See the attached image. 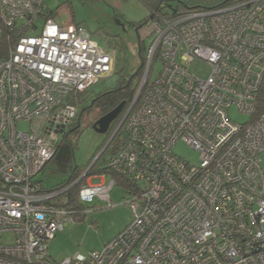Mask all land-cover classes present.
Listing matches in <instances>:
<instances>
[{
	"label": "built area",
	"instance_id": "1",
	"mask_svg": "<svg viewBox=\"0 0 264 264\" xmlns=\"http://www.w3.org/2000/svg\"><path fill=\"white\" fill-rule=\"evenodd\" d=\"M47 11L46 0H0V24L28 29L0 55V264H264V0L147 22L151 43L120 146L103 181L91 175L78 192L81 204L110 205L116 174L133 219L102 249L60 262L48 242L78 219L55 201L70 185L47 190L37 176L76 122L82 93L113 75L117 53L56 15L32 34ZM193 61L209 73L191 72ZM232 107L249 120L234 121ZM181 140L197 163L174 151Z\"/></svg>",
	"mask_w": 264,
	"mask_h": 264
},
{
	"label": "rangeland",
	"instance_id": "2",
	"mask_svg": "<svg viewBox=\"0 0 264 264\" xmlns=\"http://www.w3.org/2000/svg\"><path fill=\"white\" fill-rule=\"evenodd\" d=\"M159 1L46 0L49 11L57 12V22H76L84 25L103 48L116 51L118 63L116 74L113 73L112 76L101 79L79 97L77 128H74V131L71 130L68 137L59 143V149L55 156L37 176L46 189H53L65 182L77 167L86 168L100 154L102 157L97 166L104 164L110 158L114 148V144H112L106 149L111 138L110 130L107 133H100L94 129L92 121L100 118L101 107L96 105L90 108V96L97 95L105 88L112 86L120 72L131 78L141 67L142 60L151 43V37L144 38L146 21L151 17L152 9ZM185 1L190 3V0ZM178 2L176 0L169 1L173 7L178 6ZM180 6H184V4H180ZM36 22L38 27L32 31V34L37 35L41 32L45 20L40 18ZM142 22H145L144 25L138 28L139 23ZM1 37L0 31V39ZM159 69L160 63L157 64L153 76L157 75ZM189 70L203 77L209 73L210 68L203 62L193 61L189 65ZM131 82L132 85L136 84L138 76L135 75ZM230 114L237 122L249 120L248 115L239 112L235 107L231 108ZM21 127H28V124L21 123ZM174 151L193 163L198 162L199 153L182 140L176 143ZM96 174L98 175H92L89 179L94 185L101 183L103 181L101 176H104L101 172ZM82 175L78 181L83 178L86 183L88 177H85L86 174ZM110 178L111 174L105 173V179L109 180ZM111 195L110 205L98 200L91 204L82 203L74 210L78 214L77 221L75 223L66 222L64 230L58 232L56 237L48 242L51 260L60 262L67 257H72L77 252L88 254L93 250L102 249L106 243L131 223L133 213L129 204L125 203L124 188L121 185L116 186ZM55 201H61L65 207L68 198L65 194H61ZM3 237L4 241L8 242L13 238V235L6 233Z\"/></svg>",
	"mask_w": 264,
	"mask_h": 264
},
{
	"label": "trees",
	"instance_id": "3",
	"mask_svg": "<svg viewBox=\"0 0 264 264\" xmlns=\"http://www.w3.org/2000/svg\"><path fill=\"white\" fill-rule=\"evenodd\" d=\"M169 1H171V0H160L158 2V4L155 7H153L152 15L149 18V20L151 18L155 17L157 14H167V13H173V12L176 13V12H180V11L187 12V11H192V10H197V9H202V8H209V7H222V6H228V5H232V4L241 3V2L246 1V0H190V3L186 2L185 0H176V1H179L178 2L179 5L174 6V7H173V4L169 3ZM180 4H184V6H180ZM55 14H56L55 11L52 12V11L48 10L47 13H45V15L42 16V18L45 20L48 17L55 16ZM149 20L146 21V25H147V22ZM144 23L145 22L139 23L138 28L143 26ZM78 24H80V23H78ZM22 25L23 24H21V23H17L13 27L12 26L11 27H4L3 25L0 24V27L2 30V31L0 30L2 33V37L0 39V55L6 54L7 46L14 39H17L22 34L28 33V29L23 27ZM37 27H38V25H37ZM117 66H118V63L116 61L114 74L117 73V71H116ZM142 74H143V66L138 69L137 74H136V76H138V82L136 84L132 85V82L129 83L130 77L125 76L122 72H120L119 77L116 79L115 83L112 86H109V87L105 88L103 91L98 93L99 97L97 98L96 105L101 107V114H105V113L111 111L118 104H120L122 101H126V105H125L123 112L113 122V124H112L113 126L111 125L112 128L110 129V135L117 128V126H118L119 122L121 121L124 113L128 109L131 102L133 101V98L137 92V89L139 86V81L142 77ZM258 104H259V109L264 110V81H263V83L259 89V92H258ZM96 105H94V106H96ZM89 107H90V105H89ZM122 131H123V129H120L111 142V145L114 144L112 154H114L120 146L119 144H120V137L122 135ZM110 146H108L106 149H108ZM58 149H57V151H58ZM101 157H102V154L97 159V161L92 165V167L88 170V175L89 174L91 175V174L97 173V172L107 171L106 170L107 169L106 168V162L100 166H97V163ZM88 167H89L88 165L86 168H82V169L77 167L74 170V172L72 173V175L67 180H65V182H62L61 184L57 185L55 188L51 189V190H60V189H63V188L70 185V188L64 192V194L68 198V202H66L65 207L68 208L69 210L73 211V212H74V210H76L78 208L79 205H81V203L78 199V192H79L80 187L83 185V183H85L83 178H82L83 180L81 179L80 181H78V178L80 177V175H82V173ZM86 175H85V177L88 176V175L87 176ZM113 175L116 176V178H118L119 184L124 185L122 183V181H124L123 178H120V176H118L116 174H113Z\"/></svg>",
	"mask_w": 264,
	"mask_h": 264
},
{
	"label": "water",
	"instance_id": "4",
	"mask_svg": "<svg viewBox=\"0 0 264 264\" xmlns=\"http://www.w3.org/2000/svg\"><path fill=\"white\" fill-rule=\"evenodd\" d=\"M137 74V72L131 76V78L129 79V83L131 82V80L135 77V75ZM126 105V101H122L120 104H118L114 109H112L111 111L103 114L99 119H97V121L94 123L93 127L97 132L100 133H107L110 128L111 125L113 124V122L120 116V114L123 112L124 108ZM122 124L120 123V125L116 128V130L113 132L110 141L114 138L115 134L118 132L120 126ZM100 156V155H99ZM98 158V157H97ZM96 158V159H97ZM96 159L90 164V166L88 167V169L84 172V174H87L88 170L92 167V165L96 162ZM83 174V175H84ZM82 175V176H83Z\"/></svg>",
	"mask_w": 264,
	"mask_h": 264
},
{
	"label": "flooded vegetation",
	"instance_id": "5",
	"mask_svg": "<svg viewBox=\"0 0 264 264\" xmlns=\"http://www.w3.org/2000/svg\"><path fill=\"white\" fill-rule=\"evenodd\" d=\"M91 97V102H90V108L92 107V106H94V105H96V102H97V98L99 97V95L97 94V95H94V96H90ZM103 114H101V115H99V117H101ZM98 117V118H99ZM97 121V120H96ZM96 121H92V125H94V123L96 122ZM76 123H77V121L74 123H72L71 124V126H70V129H69V132H68V135H69V133H70V131L72 130V131H74L73 129L74 128H77L76 127ZM68 135L66 136V138L68 137Z\"/></svg>",
	"mask_w": 264,
	"mask_h": 264
},
{
	"label": "clouds",
	"instance_id": "6",
	"mask_svg": "<svg viewBox=\"0 0 264 264\" xmlns=\"http://www.w3.org/2000/svg\"><path fill=\"white\" fill-rule=\"evenodd\" d=\"M143 60H144V59H143ZM143 60H142V63H143ZM141 67H142V65H141ZM76 121H77V120H76ZM114 131H115V130H114ZM112 134H113V133H112ZM112 134H111L110 136H112ZM113 139H114V138H113ZM113 139H112V140H113ZM112 140L110 141V143H109L108 146L111 145ZM100 155H101V154H100ZM99 157H100V156H99ZM99 157H98V158H99ZM96 161H97V160H96ZM48 165H49V164H48ZM89 166H90V165H89ZM87 169H88V168H87ZM87 169H86V170H87ZM86 170H85V171H86ZM85 171H84V172H85ZM93 174H95V173H93ZM93 174H91V175H93ZM87 175H88V172H87ZM91 175L89 174L87 177H89V176H91ZM83 184H84V183H83Z\"/></svg>",
	"mask_w": 264,
	"mask_h": 264
},
{
	"label": "crops",
	"instance_id": "7",
	"mask_svg": "<svg viewBox=\"0 0 264 264\" xmlns=\"http://www.w3.org/2000/svg\"><path fill=\"white\" fill-rule=\"evenodd\" d=\"M48 10H49V9H48ZM56 14H57V12H56ZM56 14H55V15H56ZM55 18H56V16H55Z\"/></svg>",
	"mask_w": 264,
	"mask_h": 264
}]
</instances>
